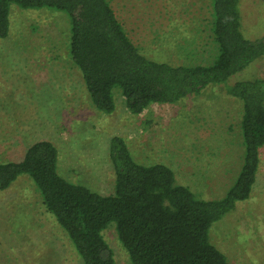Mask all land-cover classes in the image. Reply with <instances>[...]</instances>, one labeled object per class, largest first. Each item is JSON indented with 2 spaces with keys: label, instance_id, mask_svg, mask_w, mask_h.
<instances>
[{
  "label": "rangeland",
  "instance_id": "1",
  "mask_svg": "<svg viewBox=\"0 0 264 264\" xmlns=\"http://www.w3.org/2000/svg\"><path fill=\"white\" fill-rule=\"evenodd\" d=\"M127 35L148 59L210 65L217 56L211 0H109ZM241 31L264 42V0H240ZM10 34L0 39V161H20L47 140L58 149V173L70 183L113 194L109 141L122 137L142 165L163 164L176 183L202 200H221L243 165L242 103L228 95L238 82L264 81V55L220 86L174 105L131 115L118 89L116 110L97 111L69 54L68 16L12 5ZM116 264H131L115 224L102 232ZM210 243L229 264H264V148L249 200L214 223ZM0 264H82L67 234L42 205L30 177L0 192Z\"/></svg>",
  "mask_w": 264,
  "mask_h": 264
},
{
  "label": "trees",
  "instance_id": "2",
  "mask_svg": "<svg viewBox=\"0 0 264 264\" xmlns=\"http://www.w3.org/2000/svg\"><path fill=\"white\" fill-rule=\"evenodd\" d=\"M240 0H211L217 56L210 65H170L145 57L127 35L109 0H0V39L10 34L12 5L53 9L70 22L69 54L80 71L93 107L116 110L118 89L131 115L153 104L174 105L220 86L264 55V42L241 31ZM242 103L244 160L235 184L221 200H202L176 183L163 164L137 163L126 141L114 136L108 158L113 194L73 184L58 173V149L47 140L32 144L20 161H0V192L22 175L30 177L42 205L67 234L82 264H116L102 232L115 224L131 264H229L210 243L212 225L250 199L264 148V81L238 82L226 90Z\"/></svg>",
  "mask_w": 264,
  "mask_h": 264
}]
</instances>
